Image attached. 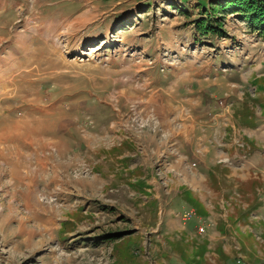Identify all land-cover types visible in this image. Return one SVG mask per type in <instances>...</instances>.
<instances>
[{
    "label": "rangeland",
    "instance_id": "374dc122",
    "mask_svg": "<svg viewBox=\"0 0 264 264\" xmlns=\"http://www.w3.org/2000/svg\"><path fill=\"white\" fill-rule=\"evenodd\" d=\"M202 1L0 0V264H157L155 201L128 183L182 178L150 154L175 89L264 113V31ZM229 187L219 215L246 201Z\"/></svg>",
    "mask_w": 264,
    "mask_h": 264
},
{
    "label": "crops",
    "instance_id": "0c3cea01",
    "mask_svg": "<svg viewBox=\"0 0 264 264\" xmlns=\"http://www.w3.org/2000/svg\"><path fill=\"white\" fill-rule=\"evenodd\" d=\"M193 84L183 96L175 89L173 115L160 119L169 148L150 152L152 162L163 157V165L182 178L173 176L167 195L161 194L154 177L155 188L146 189L149 180L144 173L137 182L126 173L122 179L142 187L155 201L157 220L150 248L157 264H264V113L248 104L241 114L234 102L203 110V90ZM117 141L125 154L138 156L125 135ZM222 182L233 187L231 199L237 189L247 187L241 190L246 201L238 214L237 206L236 212L226 207L223 215L217 212ZM201 227L205 233L199 232Z\"/></svg>",
    "mask_w": 264,
    "mask_h": 264
},
{
    "label": "trees",
    "instance_id": "16d2710c",
    "mask_svg": "<svg viewBox=\"0 0 264 264\" xmlns=\"http://www.w3.org/2000/svg\"><path fill=\"white\" fill-rule=\"evenodd\" d=\"M202 5L203 9L207 8L208 0L203 1ZM216 6L222 12L240 13L243 18L249 20L253 27L257 26L264 31V0H224L217 2ZM208 17L213 18L214 15L209 14ZM202 25V30L215 32V28L209 23L203 22Z\"/></svg>",
    "mask_w": 264,
    "mask_h": 264
},
{
    "label": "built area",
    "instance_id": "2783aa9c",
    "mask_svg": "<svg viewBox=\"0 0 264 264\" xmlns=\"http://www.w3.org/2000/svg\"><path fill=\"white\" fill-rule=\"evenodd\" d=\"M186 216H190V214H187ZM199 232H200V233H205V227H201V228L199 229Z\"/></svg>",
    "mask_w": 264,
    "mask_h": 264
}]
</instances>
